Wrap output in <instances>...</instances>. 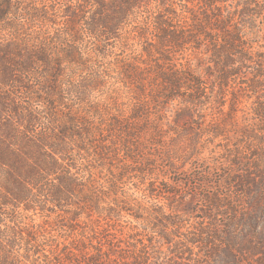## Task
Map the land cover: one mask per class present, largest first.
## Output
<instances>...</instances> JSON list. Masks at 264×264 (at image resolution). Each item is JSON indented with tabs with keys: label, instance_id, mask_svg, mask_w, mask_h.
<instances>
[{
	"label": "trees",
	"instance_id": "trees-1",
	"mask_svg": "<svg viewBox=\"0 0 264 264\" xmlns=\"http://www.w3.org/2000/svg\"><path fill=\"white\" fill-rule=\"evenodd\" d=\"M256 8L255 0H71L56 17L24 13L43 34L27 39L19 24L21 58L13 42L0 44V82L23 84L39 105L10 104L0 93V264H148V246L126 230L143 213L126 180L148 196L173 191L158 176L213 182L198 164L197 120L213 114L206 104L216 93L220 121L205 132L221 135L243 100L230 85L241 80L258 94ZM10 10V0L0 2V24L11 25ZM34 66L41 72L28 85L22 74ZM99 91L108 99L93 100ZM253 114L263 119L264 104ZM233 164L242 168L240 158ZM240 170L241 191L258 193L256 173ZM217 190L205 195L210 211L222 206Z\"/></svg>",
	"mask_w": 264,
	"mask_h": 264
},
{
	"label": "rangeland",
	"instance_id": "rangeland-1",
	"mask_svg": "<svg viewBox=\"0 0 264 264\" xmlns=\"http://www.w3.org/2000/svg\"><path fill=\"white\" fill-rule=\"evenodd\" d=\"M10 1L11 13L4 18V22L11 23L12 26L0 24V44L13 42L15 47L12 53L21 58L24 47L17 46L14 40L20 35L19 24L26 25L30 35L27 39L38 37L34 41L39 42V37L43 34L36 31L40 27L35 20L24 19V13L28 14L33 9L50 10V15L56 17L60 15L63 5L71 0ZM255 3L258 15H255L256 29L253 31L258 32V40L252 43L251 49L256 51L258 48L264 54V0H255ZM20 38H23L22 35ZM24 51L26 53V49ZM40 72L39 67L34 66L25 71L22 77L28 81V85L31 81L35 84ZM262 77L264 73L260 78ZM204 82L207 88H211L208 81ZM237 82L243 81L236 80L230 85V91L239 89L243 98L236 123L228 124L221 135L211 136L205 132V128L212 122L210 120L220 121L221 116H216L219 102L215 97L216 93L206 104L213 114L197 120V126L202 131L198 140L202 151L198 164L211 172L212 175L206 177L207 180L216 183L210 182L205 187L195 185V181L180 185L174 184L172 180L164 182V177L158 176L162 180L158 186L162 187L163 184L165 188H173V191L169 193L158 188L154 195L148 196L140 191V185L139 189L135 188L137 184L134 180H126L125 187L132 188V198L136 203L142 204L140 206L143 208L142 219L126 225V230L131 229L138 235V240L144 241L148 246V264H264V118L261 119L259 115L257 119L253 114L255 104H258V108L261 103L264 104V78L262 82L258 81V94L254 97L246 93L245 88L236 84ZM23 86L20 83L2 86L0 82V93L10 95V104L18 102L20 107L38 109V102L32 100L33 95L28 94ZM104 99L108 97L103 92L93 93V100ZM224 107L228 109V101ZM246 127L252 134L243 132ZM234 158H240L242 168L233 164ZM255 164H258V172L254 169ZM240 169L256 173L258 193L246 194L241 191L239 183L233 180V174L240 173ZM218 187V196L224 200L221 207L210 211V202L205 199V195L213 197L216 192L212 189ZM5 212L10 211L6 209ZM205 212L211 215L207 218ZM227 224H231V227L226 239ZM195 237L199 238L198 241L192 242L191 239ZM156 254L159 256L158 261L154 258Z\"/></svg>",
	"mask_w": 264,
	"mask_h": 264
}]
</instances>
